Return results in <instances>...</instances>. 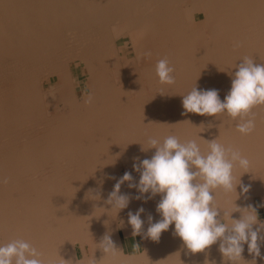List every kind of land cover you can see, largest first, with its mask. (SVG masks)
Here are the masks:
<instances>
[{
    "label": "bare ground",
    "instance_id": "bare-ground-1",
    "mask_svg": "<svg viewBox=\"0 0 264 264\" xmlns=\"http://www.w3.org/2000/svg\"><path fill=\"white\" fill-rule=\"evenodd\" d=\"M165 57L173 85L155 72ZM244 57L264 64V0H0V244L24 239L43 264H231L219 241L192 253L174 224L158 242L138 235L129 244L128 212L143 207L146 232L149 215L162 219L160 194L135 199L125 182L127 208L105 201L125 172L139 182L133 163L154 155L149 138L196 140L203 152L217 139L250 161L233 171L247 193L240 184L214 190L217 219L231 225L252 205L264 222V105L248 135L227 113L182 115V95L195 86L223 101ZM105 234L120 253L99 248ZM242 258L254 259L247 244Z\"/></svg>",
    "mask_w": 264,
    "mask_h": 264
},
{
    "label": "clouds",
    "instance_id": "clouds-1",
    "mask_svg": "<svg viewBox=\"0 0 264 264\" xmlns=\"http://www.w3.org/2000/svg\"><path fill=\"white\" fill-rule=\"evenodd\" d=\"M241 61L236 65L231 89L223 101L217 89H198L195 86L182 95V115L193 113L216 117L227 113L233 120L239 119L236 127L241 134H251L255 129L253 109L264 105V64L254 63L251 57H244ZM174 71V66L166 57L158 60L155 66L161 84H175ZM92 100L89 95L86 103L90 104ZM148 142L150 148L155 149L154 155L151 159L133 163V169L140 173L139 182L132 183L131 173L125 172L117 179L105 201L112 206L111 210H118L117 213L127 208L133 197L120 192L125 182H129L128 187L135 188L139 193L135 199L143 197L146 202L157 194L161 195L156 211L162 219L153 223L149 215L146 232L141 219L143 207L135 213L128 212L132 235H142L158 242L162 232L174 224L173 235L178 236L192 253L203 252L219 241L223 257L231 264H239L247 244L249 253L254 254L251 264H256L255 257L261 256L258 240H264L259 235L264 230V222L259 220L256 209L248 205L240 219L230 218L232 223L229 225L217 219L220 209L214 204V190L217 188L236 192V186L240 184L242 193L249 191V186L240 182L234 184L233 171L237 165L247 169L250 161L238 150L224 146L217 139L207 141L206 152L201 150L196 140L181 142L175 135L165 137L162 143L156 138H149ZM254 225L258 226L254 228ZM98 245L104 254L116 255L122 251L109 234H105ZM41 256L42 253L24 239L0 244V264H43Z\"/></svg>",
    "mask_w": 264,
    "mask_h": 264
},
{
    "label": "rangeland",
    "instance_id": "rangeland-1",
    "mask_svg": "<svg viewBox=\"0 0 264 264\" xmlns=\"http://www.w3.org/2000/svg\"><path fill=\"white\" fill-rule=\"evenodd\" d=\"M120 48L123 49V50H127L128 52L131 51V48H126L125 45H123V44L120 46ZM127 67H131V63L128 64ZM73 71H74V74H75V75H78V76L80 75V78L83 77L82 74L79 73V72H80V69H79V68H78V69H75V68H74ZM262 210H263V207H260L259 210H258V211H259V216H262ZM137 238H138V235H136V236L131 235V236L127 239V241H128V243L131 244L132 246H136V245L140 244V243H139V239H137ZM123 241H124V243L126 244V239H125L124 237H123ZM135 243H136V244H135Z\"/></svg>",
    "mask_w": 264,
    "mask_h": 264
}]
</instances>
